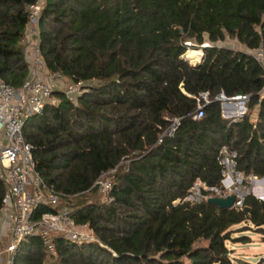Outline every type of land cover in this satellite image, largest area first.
Instances as JSON below:
<instances>
[{
	"label": "trees",
	"instance_id": "1",
	"mask_svg": "<svg viewBox=\"0 0 264 264\" xmlns=\"http://www.w3.org/2000/svg\"><path fill=\"white\" fill-rule=\"evenodd\" d=\"M31 1L0 0V79L13 88L28 77L19 41ZM39 35L50 72L97 83L76 105L56 92L58 104L23 128L36 171L73 197L71 218L96 238L54 236L51 264H249L234 261L226 243L241 224L264 237V200L246 194L241 209H220L203 188L200 200L187 198L196 182L221 188L222 146L236 152L238 172L264 180V73L247 52L221 46H264V0H45ZM188 42L211 47L186 54ZM202 92L212 101L193 120ZM221 93L249 95L255 121L251 112L224 119L214 101ZM173 118L179 127L158 143ZM115 168L112 202L93 200L94 183ZM5 190L0 179V206ZM51 211L39 206L33 219ZM46 254L33 237L13 264H44Z\"/></svg>",
	"mask_w": 264,
	"mask_h": 264
},
{
	"label": "built area",
	"instance_id": "2",
	"mask_svg": "<svg viewBox=\"0 0 264 264\" xmlns=\"http://www.w3.org/2000/svg\"><path fill=\"white\" fill-rule=\"evenodd\" d=\"M44 4L45 0H32L26 8L27 22L19 45L28 64L27 79L19 88H13L0 79V179L6 188L0 206V224L3 231L9 232L10 240L6 249L9 256L7 264H13L15 252L20 244L30 238L39 237L46 253L55 255L54 236H61L64 239L70 236L73 240L79 241L78 229L87 226L78 225L71 218L73 197L65 196L45 184L36 171L32 156L33 147L23 137V128L28 120L41 116L46 107L58 104V99L54 95L56 92L63 93L76 105L86 88V82L73 83L60 73L50 72L45 65L40 54L39 35V20ZM186 45L189 48L191 43L188 42ZM208 47H211V44L204 42L200 49ZM247 54L255 60L264 73V46L260 45ZM259 95L260 97L264 95V85ZM249 100V95L227 98L222 93L214 99L222 107L226 105L224 109L222 108V113L227 116L235 113L238 118L245 115ZM196 101L198 110L192 117L193 120L203 117V107L212 100L207 92H202L198 94ZM235 120L237 118L232 121ZM179 125L180 119H171L170 126L160 135L158 143H161L165 137H172ZM218 159L223 168L221 188L207 189L198 183L202 185L201 188L212 192L215 197L225 198L234 195L236 198L234 208L241 209L246 194L238 188L243 183V179H252L256 183H260V180L257 181V177L252 175L245 177L236 170V152L227 146L219 149ZM116 169L102 174L93 185L98 193L104 195L102 204H110L113 200L110 196L112 184L102 178L115 172ZM39 206H48L52 211L33 219L34 212Z\"/></svg>",
	"mask_w": 264,
	"mask_h": 264
},
{
	"label": "rangeland",
	"instance_id": "3",
	"mask_svg": "<svg viewBox=\"0 0 264 264\" xmlns=\"http://www.w3.org/2000/svg\"><path fill=\"white\" fill-rule=\"evenodd\" d=\"M221 46L229 47L236 51L248 52L243 47L239 46L235 41H232L230 39H227ZM189 49L201 50L196 44H192V43L187 50ZM187 63L190 65L189 62ZM96 84L97 83L95 81L87 82L86 87ZM222 108L223 107L221 105V112L223 111ZM250 112H251L250 119L251 121L254 122L255 110L250 111L248 109V103H247L245 115L249 114ZM222 117H223V113H222ZM115 173L116 171L105 175L102 178V180H107L111 184H113V175ZM259 180L260 179L257 178V181ZM201 186L202 185H200L198 182L195 183L194 187L190 190L191 194L187 198L188 201L200 200L199 188H201ZM238 189L242 191V193L244 194H251L260 201L263 200L264 198V183H256L253 182L252 179L250 180L243 179V183L241 184V186H239ZM93 197L89 196V198L96 200L100 203H102L104 199V195L100 193H97ZM72 203L74 202L72 201ZM232 231H233L232 238L234 239L226 243L227 249L230 250L231 252L230 257L236 262H246L249 264H258L260 262V264H264V237L261 234L257 233L253 226H251L250 229H248L246 224L234 226L232 227ZM78 233L80 234L79 241L73 240V238H71L70 236H68L66 240L79 245L87 242H96V238L93 235V233L88 229V226L80 227L78 229ZM8 245H9L8 238H3L2 240H0V264L8 263L9 256L6 253V249ZM56 259H57V254L55 255L46 254V257L44 259V264H51Z\"/></svg>",
	"mask_w": 264,
	"mask_h": 264
},
{
	"label": "water",
	"instance_id": "4",
	"mask_svg": "<svg viewBox=\"0 0 264 264\" xmlns=\"http://www.w3.org/2000/svg\"><path fill=\"white\" fill-rule=\"evenodd\" d=\"M225 107H226V105H223V109ZM223 118L226 120H234V119L238 118V115L234 114L231 116H227L225 113H223ZM260 183H264V180L260 179ZM235 200H236L235 196L231 195V196H227L225 198L210 197V198H208L207 202L217 206L220 209H232V208H234ZM263 200H264V198H263ZM258 264H260V262Z\"/></svg>",
	"mask_w": 264,
	"mask_h": 264
},
{
	"label": "crops",
	"instance_id": "5",
	"mask_svg": "<svg viewBox=\"0 0 264 264\" xmlns=\"http://www.w3.org/2000/svg\"><path fill=\"white\" fill-rule=\"evenodd\" d=\"M3 238H9V232L8 231H3L1 224H0V240H2Z\"/></svg>",
	"mask_w": 264,
	"mask_h": 264
},
{
	"label": "bare ground",
	"instance_id": "6",
	"mask_svg": "<svg viewBox=\"0 0 264 264\" xmlns=\"http://www.w3.org/2000/svg\"><path fill=\"white\" fill-rule=\"evenodd\" d=\"M189 53V51L187 50L186 54ZM235 113H232L231 115H234ZM237 114H239V112H237Z\"/></svg>",
	"mask_w": 264,
	"mask_h": 264
}]
</instances>
